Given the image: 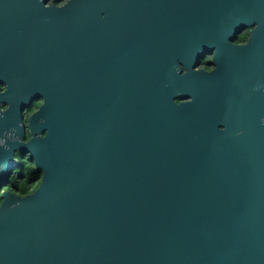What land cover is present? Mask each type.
Listing matches in <instances>:
<instances>
[{"label": "water", "instance_id": "obj_1", "mask_svg": "<svg viewBox=\"0 0 264 264\" xmlns=\"http://www.w3.org/2000/svg\"><path fill=\"white\" fill-rule=\"evenodd\" d=\"M1 84L0 264H264V0H0Z\"/></svg>", "mask_w": 264, "mask_h": 264}, {"label": "flooded vegetation", "instance_id": "obj_2", "mask_svg": "<svg viewBox=\"0 0 264 264\" xmlns=\"http://www.w3.org/2000/svg\"><path fill=\"white\" fill-rule=\"evenodd\" d=\"M62 2V1H61ZM62 4V3H61ZM253 27H245L240 31L236 32L232 39L229 42L237 47L246 46L250 42V33ZM216 48L205 51L199 59L197 69H200L204 72H211L217 67V63L213 60L214 53ZM5 86L0 85V90H4ZM264 89V88H263ZM42 99H35L29 101L22 112L23 120V142H27L31 135L28 128V120L34 112H36L42 105ZM6 106L4 104L0 105L1 109H4ZM13 132V131H12ZM44 135V133L42 134ZM4 140L0 138V145H2ZM11 162L13 163L12 168L6 173L5 177L2 179L4 182L8 181V184H5L0 188L2 190L7 186L6 189L8 192L12 193L15 196H23L35 190L42 179V173L39 169H35L33 160L30 159V154L27 153L23 148H17L12 156ZM29 167L34 169V178L29 174ZM36 171L38 173H36ZM27 177V179H26ZM28 187V193H24V188ZM1 198V197H0ZM1 203V199H0Z\"/></svg>", "mask_w": 264, "mask_h": 264}, {"label": "rangeland", "instance_id": "obj_3", "mask_svg": "<svg viewBox=\"0 0 264 264\" xmlns=\"http://www.w3.org/2000/svg\"><path fill=\"white\" fill-rule=\"evenodd\" d=\"M29 173H30V175H32L31 177H32V179H33V178H34V170H33L31 167H29ZM26 179H27V177H26ZM7 184H8V183H7ZM6 188H7V186L4 187L3 190L6 189ZM3 190H2V191H3ZM0 192H1V190H0Z\"/></svg>", "mask_w": 264, "mask_h": 264}, {"label": "trees", "instance_id": "obj_4", "mask_svg": "<svg viewBox=\"0 0 264 264\" xmlns=\"http://www.w3.org/2000/svg\"><path fill=\"white\" fill-rule=\"evenodd\" d=\"M34 170V169H33ZM36 173H38L37 171H36ZM30 174V173H29ZM29 191H28V187H25L24 188V193H28Z\"/></svg>", "mask_w": 264, "mask_h": 264}]
</instances>
